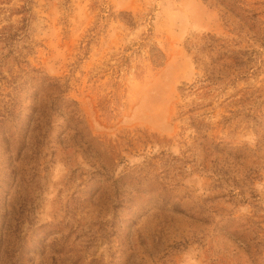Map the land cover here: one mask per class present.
I'll return each instance as SVG.
<instances>
[{
	"label": "rangeland",
	"instance_id": "374dc122",
	"mask_svg": "<svg viewBox=\"0 0 264 264\" xmlns=\"http://www.w3.org/2000/svg\"><path fill=\"white\" fill-rule=\"evenodd\" d=\"M216 1L0 0L17 264H264V0Z\"/></svg>",
	"mask_w": 264,
	"mask_h": 264
},
{
	"label": "trees",
	"instance_id": "16d2710c",
	"mask_svg": "<svg viewBox=\"0 0 264 264\" xmlns=\"http://www.w3.org/2000/svg\"><path fill=\"white\" fill-rule=\"evenodd\" d=\"M208 1V0H205ZM216 3L220 6V12L222 15V18L226 24H229V17L234 16L235 11V0H217ZM241 10V9H239ZM246 13H249L245 11ZM256 15H253V18ZM9 224L4 225V231L0 233V264H17V252H18V246H15V244H12V237L14 236L11 232V235H9L8 230ZM18 230V226L16 228ZM15 236L17 234V231L14 232ZM7 234V235H6ZM17 238V237H14Z\"/></svg>",
	"mask_w": 264,
	"mask_h": 264
}]
</instances>
